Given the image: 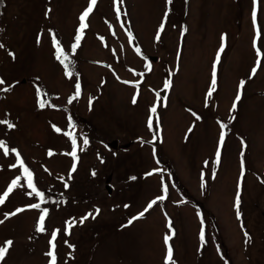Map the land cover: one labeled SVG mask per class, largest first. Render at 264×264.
Segmentation results:
<instances>
[{
	"label": "rangeland",
	"instance_id": "1",
	"mask_svg": "<svg viewBox=\"0 0 264 264\" xmlns=\"http://www.w3.org/2000/svg\"><path fill=\"white\" fill-rule=\"evenodd\" d=\"M89 2L3 0L0 88L10 90H0V121L14 127L0 124L9 149H0V195L20 180L0 204V247L12 242L0 264H49L57 229L56 264H165V235L174 264H264V0L255 27L253 0H97L73 52ZM77 79L80 95L69 103ZM17 153L42 200L11 167Z\"/></svg>",
	"mask_w": 264,
	"mask_h": 264
},
{
	"label": "snow or ice",
	"instance_id": "2",
	"mask_svg": "<svg viewBox=\"0 0 264 264\" xmlns=\"http://www.w3.org/2000/svg\"><path fill=\"white\" fill-rule=\"evenodd\" d=\"M118 2L122 3L123 0H118ZM167 2L171 3V0H167ZM96 3H97V0H90V2L88 3L87 8L79 16L80 24H79V27L77 29V34L75 36V43H73V45H72V51L73 52H75V49H76L77 45L79 44V42L81 40V33H83V31L87 27L86 20L90 16V14L92 13L93 6ZM253 5H254V7H253V11H252V19H253V25L255 27L256 26V15H257L256 7H255L256 0H253ZM166 17H167V13H165V18ZM163 27H164V24L162 23L160 25L161 30L163 29ZM256 35H257V37L259 36V30L258 29H257ZM156 38H157V40L160 38L159 31L157 32ZM221 40H222V43H221L220 49L217 51L216 57H215V62L212 65V80H211V86H210L208 94H207L208 96L212 95V91H213V89L215 88V85H216V67H217V64L220 61V54H221V52L224 49V44H223L224 37L223 36L221 37ZM0 47H3V45H0ZM53 47L56 49V53H55L56 59L64 66L65 75L71 77L73 75V73L68 71V68H69L68 56L65 55L63 50L60 48V44L56 40L55 36H53ZM254 47H255V40H254ZM136 51L139 52L140 51L139 48H137ZM257 55L258 56L260 55L259 50H257ZM259 63H260V61L257 60V65H259ZM255 72H256V68L254 67L253 70H252V73L255 74ZM4 83L5 82L2 79H0V85H3ZM169 83L170 82L166 81L165 84H164V87L168 88L169 87ZM243 84H244V81H241L240 88L243 87ZM75 89H76L75 95L73 97L69 98V100H68L69 103H72V101L80 95L81 88H80V83H79L78 79H77V82H76V85H75ZM0 90L9 91L10 88H0ZM157 95H159V94H157ZM239 99H240V94L238 92L237 96H236V101H239ZM90 103H91V101H90ZM133 103H136V99L135 98H133ZM44 106L45 105L43 103L40 104V107H44ZM235 107H236V102L234 101L233 106H232V110L233 111L235 110ZM150 111H151V113L155 114L156 107H152ZM0 124H6L9 129L14 127V125L11 124L8 121H0ZM148 127H149V129H152V127H153L152 116H150L149 119H148ZM225 128H226V125L221 124V133H220V138H219V144L220 145H222L223 142H224V138H225L224 129ZM56 131L59 132L60 129L57 128ZM83 143H84L85 146L88 145L89 141H88V139L86 137L83 138ZM0 149H3L5 155L9 154V149L5 146V142L0 141ZM11 152L15 153L16 150L12 149ZM76 152H77V145H76L75 139H73L72 140V152L70 153V155L73 157V161L74 162H73L71 171H75V168H76V163H75L76 158H77L76 157ZM49 155H52V153L49 152ZM219 160H220V147H218L217 151H216V161H215V163H219ZM16 161H17L16 165H12L11 167L19 166L20 168L23 169V172L26 174V178H27V187L29 189H31V193H29V194L31 195V194L34 193L37 197H39L42 200L43 199V193H41V192L36 190V188H35V186L33 184V180H32V173L29 171V169L27 167H25L23 165V162L21 161L18 153L16 154ZM206 165H207V162H206ZM243 166L244 165H243V160H242V163H241L242 170H243ZM148 175H151V173H148ZM19 180H20V177L17 176L15 179H13L11 181V184L8 186L7 190L4 191L3 195H0V204H3L5 202V199L10 195V193L17 186ZM203 181H204V177L202 175L201 176V188L204 187ZM66 187H67V185H66ZM162 191L167 193V191H168L167 186L163 187ZM164 199H166L165 195L158 196L155 200H152L151 202H149L147 207L144 209V211L140 212L138 214V216H134L131 219H129L128 223L131 224L134 220L141 218L144 215V212H147L149 209H151L153 207V205H155L157 203L158 200L162 201ZM235 203H236V208H237V219L239 220L240 219L239 191L237 192V197H236V202ZM29 207L38 208L39 205L38 204H31V205H29ZM125 207H128V206L126 205ZM20 211H22V209H16V212H20ZM96 212L98 214L99 213V209H97ZM15 214L16 213H10V214H6V215H15ZM47 214H48V209L47 208L42 209V214L39 216V220H38L37 227H36V231L37 232H44L45 231L44 222H45V219L47 217ZM197 215L199 216L200 213L198 212ZM89 216H91L93 219L95 218V216H92V214L89 213L88 215H86V216L81 218L80 223H83V221L88 219ZM0 222H2V221H0ZM202 225H203V221H202ZM72 226H73V224H67L66 225V228L64 230L65 234L70 235V229H71ZM167 226L169 227V229L171 231V227L172 226H171V222L170 221H169ZM59 231L60 230L57 229V230H53L51 232V239L49 240L50 250L46 253V255L50 257L49 264H56L55 241H56V238L58 236ZM245 238H246V242H247L248 234L246 232H245ZM170 239H171V236L165 235L164 243H165L166 248H167L166 257H165V264H174V262L172 261L173 249H172V247L169 244V240ZM200 241H201L202 245L205 242V233H204L203 226L201 227V230H200ZM11 243H12L11 241H5V245L6 246L5 247H0V260H2L4 258V256L6 255L8 247L11 246ZM65 243H67V242H65ZM70 247H74V246H70Z\"/></svg>",
	"mask_w": 264,
	"mask_h": 264
},
{
	"label": "trees",
	"instance_id": "3",
	"mask_svg": "<svg viewBox=\"0 0 264 264\" xmlns=\"http://www.w3.org/2000/svg\"><path fill=\"white\" fill-rule=\"evenodd\" d=\"M2 4H3V0H0V12H1Z\"/></svg>",
	"mask_w": 264,
	"mask_h": 264
}]
</instances>
